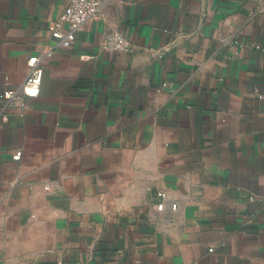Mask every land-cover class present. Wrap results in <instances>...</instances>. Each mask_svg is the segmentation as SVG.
Here are the masks:
<instances>
[{"label":"crops","instance_id":"obj_1","mask_svg":"<svg viewBox=\"0 0 264 264\" xmlns=\"http://www.w3.org/2000/svg\"><path fill=\"white\" fill-rule=\"evenodd\" d=\"M67 1L0 0V96ZM101 1L0 119V264H264V0Z\"/></svg>","mask_w":264,"mask_h":264},{"label":"built area","instance_id":"obj_2","mask_svg":"<svg viewBox=\"0 0 264 264\" xmlns=\"http://www.w3.org/2000/svg\"><path fill=\"white\" fill-rule=\"evenodd\" d=\"M103 5L104 2L101 0L67 1L61 13L48 24V31L55 41L54 44L40 55H31L27 58V74L19 85L11 87L7 78H5L4 88L0 96V119L5 121L8 111L14 108H18L20 115H22L24 97H36L38 95L43 72L42 61L50 57L55 48L71 46L75 42L77 31L86 21L98 18ZM253 46L258 47V45ZM99 49L130 51L132 50V44L122 33L112 30L104 33L99 43ZM148 52L151 56L160 59L163 57L164 49L151 47ZM20 154L21 151L16 150L12 158L17 160ZM156 196L161 199L156 203V208L162 210L164 193L157 192ZM171 208L176 209V204L172 203ZM57 264H63V262L59 261Z\"/></svg>","mask_w":264,"mask_h":264}]
</instances>
